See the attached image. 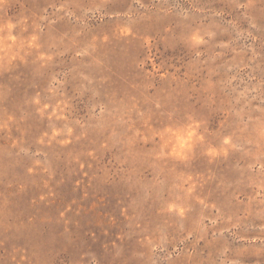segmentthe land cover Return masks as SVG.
<instances>
[{
	"label": "rangeland",
	"instance_id": "obj_1",
	"mask_svg": "<svg viewBox=\"0 0 264 264\" xmlns=\"http://www.w3.org/2000/svg\"><path fill=\"white\" fill-rule=\"evenodd\" d=\"M0 264H264V0H0Z\"/></svg>",
	"mask_w": 264,
	"mask_h": 264
}]
</instances>
